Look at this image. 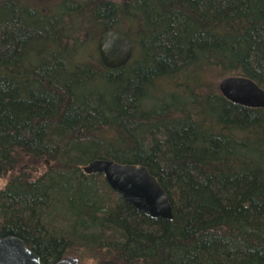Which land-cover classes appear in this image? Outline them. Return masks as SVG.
Returning a JSON list of instances; mask_svg holds the SVG:
<instances>
[{
  "label": "trees",
  "instance_id": "16d2710c",
  "mask_svg": "<svg viewBox=\"0 0 264 264\" xmlns=\"http://www.w3.org/2000/svg\"><path fill=\"white\" fill-rule=\"evenodd\" d=\"M108 31L132 43L122 68ZM229 77L264 90V0H0V178L47 166L0 189L2 238L42 264H264V109L224 98ZM96 160L148 169L173 219L85 174Z\"/></svg>",
  "mask_w": 264,
  "mask_h": 264
},
{
  "label": "water",
  "instance_id": "95a60500",
  "mask_svg": "<svg viewBox=\"0 0 264 264\" xmlns=\"http://www.w3.org/2000/svg\"><path fill=\"white\" fill-rule=\"evenodd\" d=\"M98 50L103 65L108 69L126 66L132 56L130 39L116 31H108L100 37ZM219 87L228 99L238 105L264 109V90L248 78H225L220 82ZM83 171L87 175H104L110 188L140 213L152 219L167 221L173 219L168 195L145 167L96 160L85 166ZM0 264L42 263L19 238H2L0 225ZM58 264L81 263L76 258H67Z\"/></svg>",
  "mask_w": 264,
  "mask_h": 264
},
{
  "label": "rangeland",
  "instance_id": "374dc122",
  "mask_svg": "<svg viewBox=\"0 0 264 264\" xmlns=\"http://www.w3.org/2000/svg\"><path fill=\"white\" fill-rule=\"evenodd\" d=\"M24 1H28L29 3H32L35 6H38L39 8L44 10V9L51 8L52 6H54L55 4L60 2L61 0H24ZM46 167L47 166L44 163H41V164H40V162L35 163L34 161L29 160L28 158H23L20 160L19 167L16 171L5 173L7 175L4 174L5 176L0 178V189L3 188L7 184L10 177L14 173L16 174L19 171H25L26 170L30 175L37 176L40 173H42V171H44ZM90 255L92 256L93 259L88 257V255L86 254V255H80L78 257V260L80 261L81 264H99L100 263L99 260L97 259L98 256L96 257L95 255H93L91 253H90Z\"/></svg>",
  "mask_w": 264,
  "mask_h": 264
},
{
  "label": "bare ground",
  "instance_id": "6f19581e",
  "mask_svg": "<svg viewBox=\"0 0 264 264\" xmlns=\"http://www.w3.org/2000/svg\"><path fill=\"white\" fill-rule=\"evenodd\" d=\"M123 35V34H122ZM125 36V35H124ZM132 44V43H131ZM132 56H133V46H132ZM132 56H131V58H132ZM131 58H130V60H131ZM129 60V61H130ZM103 63V62H102ZM129 63V62H128ZM122 68V67H121ZM112 70V69H111ZM257 85V84H256ZM220 83H218V90H219V92H220V94L224 97V98H226L229 102H231V103H233V104H236V103H234L233 101H231L230 99H228L223 93H222V91H221V89H220ZM258 86V85H257ZM259 87V86H258ZM260 88V87H259ZM262 89V88H261ZM263 90V89H262ZM236 105H238V104H236ZM241 106V105H240Z\"/></svg>",
  "mask_w": 264,
  "mask_h": 264
}]
</instances>
